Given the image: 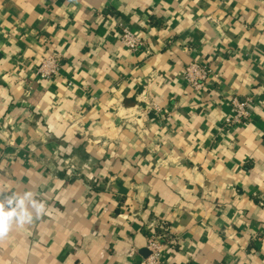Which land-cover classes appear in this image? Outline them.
Wrapping results in <instances>:
<instances>
[{"label":"crops","instance_id":"obj_1","mask_svg":"<svg viewBox=\"0 0 264 264\" xmlns=\"http://www.w3.org/2000/svg\"><path fill=\"white\" fill-rule=\"evenodd\" d=\"M22 198L0 264H139L158 222L166 264H264V0H0V211Z\"/></svg>","mask_w":264,"mask_h":264},{"label":"built area","instance_id":"obj_2","mask_svg":"<svg viewBox=\"0 0 264 264\" xmlns=\"http://www.w3.org/2000/svg\"><path fill=\"white\" fill-rule=\"evenodd\" d=\"M120 41L130 51L136 52L144 45L140 36L135 34L128 27L121 28ZM63 55L58 52H52L43 59L38 67L36 76L50 80L60 74ZM212 71L210 68L193 62L189 64L183 73L184 80L195 92H200L204 89L205 84ZM252 98L240 99L234 97L231 101L232 116L225 120V126L232 128L233 126H241L250 117L249 106L252 103ZM59 171H67L71 176L76 175L78 167L69 158H62L58 164ZM91 177V175H88ZM92 178V177H91ZM149 234L147 235V251L148 255L143 258L139 264H166L164 261L167 247L173 242V237L170 234V228L165 223H153L149 225Z\"/></svg>","mask_w":264,"mask_h":264},{"label":"clouds","instance_id":"obj_3","mask_svg":"<svg viewBox=\"0 0 264 264\" xmlns=\"http://www.w3.org/2000/svg\"><path fill=\"white\" fill-rule=\"evenodd\" d=\"M26 196L29 199L31 194H26ZM25 200L26 199L24 198L19 200L18 202L19 208H20L19 212H17L16 209H13L12 211H7V212L0 211V238H3L4 236H6L14 217H18V221L21 224L26 221L31 222V216L26 211H24ZM8 203L11 204L12 201L10 200ZM42 209H43V205H39V207L37 208V211L38 212L42 211Z\"/></svg>","mask_w":264,"mask_h":264},{"label":"water","instance_id":"obj_4","mask_svg":"<svg viewBox=\"0 0 264 264\" xmlns=\"http://www.w3.org/2000/svg\"><path fill=\"white\" fill-rule=\"evenodd\" d=\"M146 253H147V254H146V256H147V255H148V251H146Z\"/></svg>","mask_w":264,"mask_h":264}]
</instances>
